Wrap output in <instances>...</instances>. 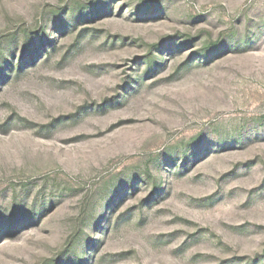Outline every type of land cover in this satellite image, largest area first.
<instances>
[{
  "label": "rangeland",
  "instance_id": "obj_1",
  "mask_svg": "<svg viewBox=\"0 0 264 264\" xmlns=\"http://www.w3.org/2000/svg\"><path fill=\"white\" fill-rule=\"evenodd\" d=\"M0 264H264V0H0Z\"/></svg>",
  "mask_w": 264,
  "mask_h": 264
}]
</instances>
